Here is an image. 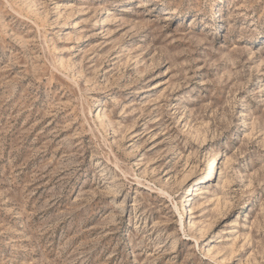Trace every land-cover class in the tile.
I'll return each instance as SVG.
<instances>
[{
	"label": "rangeland",
	"instance_id": "obj_1",
	"mask_svg": "<svg viewBox=\"0 0 264 264\" xmlns=\"http://www.w3.org/2000/svg\"><path fill=\"white\" fill-rule=\"evenodd\" d=\"M0 264H264V0H0Z\"/></svg>",
	"mask_w": 264,
	"mask_h": 264
},
{
	"label": "bare ground",
	"instance_id": "obj_2",
	"mask_svg": "<svg viewBox=\"0 0 264 264\" xmlns=\"http://www.w3.org/2000/svg\"><path fill=\"white\" fill-rule=\"evenodd\" d=\"M216 159L215 158H212L210 160V166L208 167L209 170H208V173L207 174H212L214 172V167L216 166V163H215Z\"/></svg>",
	"mask_w": 264,
	"mask_h": 264
}]
</instances>
